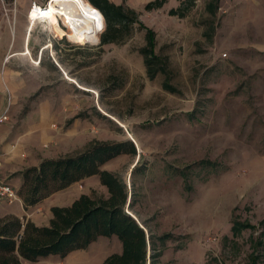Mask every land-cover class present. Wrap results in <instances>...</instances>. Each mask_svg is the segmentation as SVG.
<instances>
[{
	"label": "rangeland",
	"instance_id": "374dc122",
	"mask_svg": "<svg viewBox=\"0 0 264 264\" xmlns=\"http://www.w3.org/2000/svg\"><path fill=\"white\" fill-rule=\"evenodd\" d=\"M211 1L137 10L167 61L168 74L154 80L140 53L147 31L138 24L125 42L101 51L100 34L97 44L74 43L38 21L31 53L41 62L17 54L0 64V96L11 103L15 130L23 133L22 119L40 110L27 127L39 136L45 157L38 159L76 155L97 140L134 142L136 157L121 155L103 169L126 181L134 197L130 212L147 231L172 235L161 264H251L253 241L264 232V0H221L215 14ZM183 4L190 8L185 18L170 15ZM30 8L8 10L10 31L28 27ZM167 77L176 93L164 89ZM81 184L84 193L108 195L99 176ZM77 192L75 185L42 204L39 223L49 225L51 208L71 206L83 194ZM19 205L0 202V217ZM236 222L256 229L234 236ZM122 250L117 236L100 237L66 257L24 264H102Z\"/></svg>",
	"mask_w": 264,
	"mask_h": 264
},
{
	"label": "trees",
	"instance_id": "16d2710c",
	"mask_svg": "<svg viewBox=\"0 0 264 264\" xmlns=\"http://www.w3.org/2000/svg\"><path fill=\"white\" fill-rule=\"evenodd\" d=\"M85 5L100 17V48L108 44H120L130 37L135 24L147 31V45L140 50L145 58L147 76L154 80L158 75L168 74L167 61L156 51V33L139 19L132 9L116 6L108 0H83ZM191 1V0H189ZM221 0H212L208 9L215 14ZM167 0H156L146 5L147 11L162 8ZM190 8L184 4L170 10V15L185 18ZM164 82V89L176 93L170 79ZM136 157L138 150L131 140L123 142L95 141L81 153L56 159H44L37 167L23 171L20 196L25 206L38 204L53 193L86 178L99 176L108 195L83 194L71 206H55L51 209L49 225L38 226L30 220L15 215L0 217V264L35 263L50 255L66 257L72 252L84 250L100 237L117 236L122 252L107 257L103 264H161L160 258L172 239L171 234L156 235L147 231L130 210L134 197L126 181L118 174L103 169L105 164L121 155ZM136 169V168H135ZM134 171V170H133ZM184 175V173H183ZM133 195V194H132ZM255 230L252 224L236 222L232 231L238 236L243 230ZM260 240L253 241L251 264H259L257 254L263 246Z\"/></svg>",
	"mask_w": 264,
	"mask_h": 264
},
{
	"label": "crops",
	"instance_id": "0c3cea01",
	"mask_svg": "<svg viewBox=\"0 0 264 264\" xmlns=\"http://www.w3.org/2000/svg\"><path fill=\"white\" fill-rule=\"evenodd\" d=\"M46 1L48 2V0H9V1H3V2L0 1V40H4L2 42L0 41L1 43L0 64L1 62H3V59L6 57V55H9L7 57L9 58L12 55L15 56L17 54L23 53L27 48H29L30 52L32 49V45H31V35L32 34H30L27 37L28 27L21 28L19 24H16L13 31L9 30L8 19L10 18V13L8 10H12L15 8L16 9H28L31 7L33 3L43 6L44 2ZM88 1L92 4L91 2L92 0H88ZM108 1L116 6H123L127 9H132L137 12V10H141L142 8L146 7L147 4L154 2L156 0H108ZM168 1L171 2L172 0H167L165 5L169 3ZM93 6L96 7L95 5ZM164 6L162 8H164ZM173 7H177V5ZM3 10H5L6 13ZM49 46L51 47L52 45L49 44ZM49 46H45L44 49ZM31 56H32V53H31ZM36 60L41 62V57L40 58L38 57V59ZM1 82L2 80L0 76V84H2ZM1 101L3 102L2 104L4 106L6 104V101L4 102V98H1L0 96V102ZM3 106L0 104V108H2ZM39 115H40V110H33L27 113L24 119H22V127L25 128V131L23 133H21L19 129L15 130V128L17 127L15 126L16 122H10L9 120L6 123L0 124V155L2 156L3 173L6 176L5 178L9 179L10 181L11 180L13 181V185L15 186V189L19 196V201H17L20 204L19 209L15 211L9 210L7 212L8 215L12 214L21 219L25 218L27 221L30 220L38 226H46V224H42V223L40 224L38 221L40 220V216L37 215L38 214L37 211H40L42 209V204L48 201H51L52 199H55L59 195L67 193L68 190L74 187L75 185H78L77 193L83 192V194H87V193H84L85 190H81L83 188L81 183L88 178L80 182L74 183L64 190L53 193L51 196H49L48 198L44 199L43 201L39 202L38 204L34 206H30V207L25 206V203L19 194L20 189L23 184V171L29 167H37L41 164L43 159H38L39 158L38 155L39 156L41 155V157L42 156L45 157V154L42 152L43 149H42L41 143L38 142L39 136L36 134L32 135L31 134L32 132L30 133L27 131V127L29 126V124L34 123V121H32L33 118H36ZM10 119H11V114H10ZM29 138H31L32 140L31 145L29 144L23 145V141ZM19 139L20 141H18ZM80 196H77L74 199H72L71 201L72 204ZM64 207H67V206H64ZM51 218H52V213L49 219L51 220ZM43 259H40L37 263L41 262ZM47 261L51 262V260H47ZM26 262L27 261H23L22 264ZM50 264H62V261L56 262L54 260V262Z\"/></svg>",
	"mask_w": 264,
	"mask_h": 264
},
{
	"label": "bare ground",
	"instance_id": "6f19581e",
	"mask_svg": "<svg viewBox=\"0 0 264 264\" xmlns=\"http://www.w3.org/2000/svg\"><path fill=\"white\" fill-rule=\"evenodd\" d=\"M28 19L27 37L32 34L38 21H44L48 24V30L59 38L66 36L74 43L83 41L97 44L99 42L100 17L90 10L83 0H48L46 6L31 7L28 11ZM21 54L38 63V60H34L31 56L29 48ZM66 78L79 86L77 81L68 74Z\"/></svg>",
	"mask_w": 264,
	"mask_h": 264
},
{
	"label": "built area",
	"instance_id": "2783aa9c",
	"mask_svg": "<svg viewBox=\"0 0 264 264\" xmlns=\"http://www.w3.org/2000/svg\"><path fill=\"white\" fill-rule=\"evenodd\" d=\"M36 3L32 4V7L36 6ZM41 6V5H40ZM11 103L7 102L2 108H0V124L6 123L10 120ZM3 161L0 155V202H6L7 204H14L19 201V196L16 189L3 177Z\"/></svg>",
	"mask_w": 264,
	"mask_h": 264
}]
</instances>
